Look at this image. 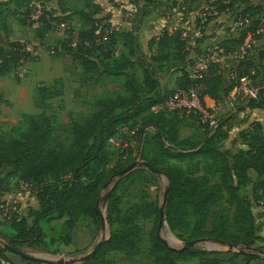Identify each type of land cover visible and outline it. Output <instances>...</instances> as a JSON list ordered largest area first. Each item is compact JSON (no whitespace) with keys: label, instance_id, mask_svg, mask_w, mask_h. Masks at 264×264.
Listing matches in <instances>:
<instances>
[{"label":"trees","instance_id":"1","mask_svg":"<svg viewBox=\"0 0 264 264\" xmlns=\"http://www.w3.org/2000/svg\"><path fill=\"white\" fill-rule=\"evenodd\" d=\"M51 1L19 0L16 11L26 6L24 17L19 23L28 26L33 3L42 6L44 2ZM85 7L86 10L72 12L62 20V23H69L71 16H76L84 26L75 39L77 45L74 56L80 60L85 73L102 71L109 77L124 78L123 89L126 95L97 100L94 103L96 110L89 118L72 124V142L69 146L55 143L53 125L47 117H28L27 130L21 133L19 139L9 141L0 137V169L7 172L2 182L5 184L2 192H7L11 179H17L33 191L39 202V210L34 211L31 225L27 218L18 215L6 219L11 233L0 234V264H14L7 256L9 251L5 246L19 248L47 243L48 235L41 227V222L62 221L68 243L72 242L71 233L86 220H91L101 228L100 218L95 213L98 200L108 182L137 160L150 163L167 178L166 190L169 194L164 213L172 232L190 233L191 242L210 241L228 247H251L256 241L264 244V238L257 235L253 213V203L264 208V124L254 122L249 129L240 133L244 148L235 154L221 151L215 142L220 134L210 129L205 130L206 139L200 148H187V142L180 139L184 119L165 111H152L153 107L162 105L173 93L166 95L161 91L158 77V63L162 59L167 60L170 55L166 50L175 53V64L172 67L181 73L177 80V90L190 85L187 70L190 61L187 51L189 45L182 37L183 32L170 33L165 30L158 41L157 55L145 58L140 54L134 30H116L110 23L111 16L97 18L102 12L101 6L97 4L87 1ZM223 10V6L218 8L219 12ZM249 12L244 11L243 18H247ZM12 16L0 9V78L14 73L24 63L36 60L31 53L24 51L28 44L11 41ZM104 21L109 23L101 26ZM254 22V27H249L240 38L223 42L221 48L226 54L239 50L247 35L256 32L260 22ZM38 23L40 27L36 31L40 39L43 38L42 31L47 34L54 28L43 15ZM106 28L113 31L108 40L102 43L99 39ZM254 37L255 40L261 39V35ZM118 50L122 58L109 63L114 54L119 55ZM94 53H98L100 62L90 58ZM259 60L264 61V49L259 52ZM136 65L143 67L142 80L134 71ZM241 65L238 79L230 80L225 78L217 64L210 63L202 79V96L223 103L241 85V79L253 81L258 78L259 71L248 56ZM252 70L255 71L254 77L251 76ZM255 87L258 94L246 106L251 110H264V79ZM137 122L141 123L137 136L140 138L141 149L134 156L131 147L129 157L123 161L117 157L118 152L110 148L109 139L117 135L121 126ZM198 159L206 161L202 167ZM172 160L186 161L189 167L166 166ZM113 162L116 163L115 167L109 169ZM127 178L121 177L119 184ZM250 183L253 202L239 195L240 188ZM224 202L234 206L232 219L224 210H216ZM120 205L118 198L111 199L106 217L111 233L99 251L90 260L80 264H111L108 257L114 252L135 256L139 252L142 238L139 221L151 216L159 219L162 208L149 202L146 197L126 210H122ZM115 225L117 228L113 230ZM150 239L149 253L154 258V264H178L179 260L187 263L191 259H198L199 264H251L259 259L256 253L246 251L242 254L231 251H197L192 247L172 249L161 240L158 229L153 231ZM57 242L55 238L49 240L51 245Z\"/></svg>","mask_w":264,"mask_h":264},{"label":"rangeland","instance_id":"2","mask_svg":"<svg viewBox=\"0 0 264 264\" xmlns=\"http://www.w3.org/2000/svg\"><path fill=\"white\" fill-rule=\"evenodd\" d=\"M18 1L0 0V9L7 11L11 16L13 15L10 17V20L14 21L12 23L15 29L13 37L29 44L34 50L36 60L26 62L14 73L0 78V137L9 141L19 139L21 133L27 130L28 117H47L53 125L55 143L69 146L72 142V124L74 122L81 123L89 118L96 110L94 103L97 100L124 95L123 84L125 79L106 76L101 73L102 71L85 73L80 60L74 56L75 48L72 44L84 26L81 25V22L73 20L68 24H62V20L67 16L65 15L66 10H70V12L86 10V2L93 4L94 0H67V2H70V9L65 8V0H53L44 2L42 6L40 5L42 15L54 27L50 33L45 34L42 31L43 38L41 40L35 36L36 28L40 27L39 23H33L28 19V26L21 27L18 25L24 17V12H26V6L19 9V11L15 10ZM37 5L39 3H33L34 7ZM103 6L106 9H102L97 18L104 19L108 15L115 16L116 21L126 25V28L121 27L120 31H136L144 19V15L147 14L149 15L148 20H152L149 25L154 29L157 28V22L160 20L166 22H163V25L166 26L160 29L161 34L168 27H171L173 31L186 32L193 43L187 49L189 60L203 56L209 47H221L226 40L240 38L249 27H254L255 22L253 20L255 18L264 16V0H196L194 2L191 0H103ZM220 6L224 8L221 12L218 11ZM246 10H250L249 17L251 21L248 25L238 27L237 23ZM88 11L91 12L92 9H88ZM56 19L60 21H52ZM263 49L264 34L261 35V39L254 40V44L248 53L249 60L254 62L259 71L258 78L253 80L254 83L250 79V88L256 89L257 94L258 89L255 85L260 83L262 78L264 79V61L259 60V52ZM117 52L119 55L114 54L109 63L122 58L121 51L118 50ZM166 52L170 55L167 60L162 59L158 63V77L160 86L163 87L161 91L169 95L177 90L178 86L175 81L180 78L181 73L172 67L175 64V53L172 50H166ZM97 56L98 53H94L90 58L93 61L100 62V57ZM228 64L232 65V62L228 60ZM134 71L138 78L142 80L143 67L136 65ZM254 72L253 70L251 72L253 77L255 76ZM225 78H228V76ZM17 79L20 81L18 82ZM239 88L240 86L228 98H225L226 100H223L224 105L217 113L218 127L224 122L225 117L230 114L238 121L235 118L238 112L236 111V113L235 110L241 105L246 106L250 100V96L243 91L238 95ZM233 96H236V101L232 100ZM246 116H242L241 124L247 121ZM195 124V127L183 126L181 129L182 140L187 142L185 145L187 148H200L206 139V128L201 127L197 122ZM147 132L150 135L153 134L151 131ZM138 139L140 138L134 141L138 142ZM223 141V135L220 134L215 142L218 145ZM231 149L234 151L239 149L237 142L234 143ZM197 162H200L202 167L206 161L198 159ZM115 164L113 162L109 169L115 167ZM166 166L187 169L189 163L172 160L168 161ZM6 174V171L0 169V234L3 235L11 233L2 209L7 204H15L19 209L20 217L27 218L29 225L33 223L35 216L32 195L34 193L27 186H23L17 179H11L7 192H2L1 189L5 188V184L2 182L5 180ZM127 176L128 178L122 184H119L121 177L116 175L106 185L100 204L106 217L109 203L113 198L120 200L122 210H126L143 197H146L149 202L162 207L164 194L168 187L165 176L152 173L142 166ZM239 195L252 201V184L241 187ZM107 197L108 201L105 202ZM216 210H224L230 219L233 218L234 206L228 203L224 202ZM253 213L258 228L257 235L264 238V208L253 203ZM158 224L159 219L156 216L140 220L142 238L139 252L135 256L114 252L108 257L111 264H154V258L149 253L150 237L153 231L158 229ZM211 224L212 219L209 221V229ZM62 226V221L41 222V227L48 235L47 243L45 245H23L19 249L41 260L48 257L59 260L81 258L90 253L96 244L102 240V229L93 224L91 220L80 223L71 233L73 244L65 240L67 233L63 232ZM116 228V225L113 226V230ZM110 233L107 224L106 237H109ZM159 235L173 249H182L188 247L191 243L189 241L190 233L187 232L176 231L170 233L166 227H163ZM53 238L58 239V242L51 245L49 240ZM192 248L207 252L230 251L228 246H221L210 241L198 242ZM239 248L248 253L257 254L259 259L251 264H264V244L261 241H256L250 249L242 246H239ZM7 256L17 264H45L42 261H27L11 252H7ZM186 262H190L186 264H199L198 259H191ZM178 264L185 263L183 260H179Z\"/></svg>","mask_w":264,"mask_h":264},{"label":"built area","instance_id":"3","mask_svg":"<svg viewBox=\"0 0 264 264\" xmlns=\"http://www.w3.org/2000/svg\"><path fill=\"white\" fill-rule=\"evenodd\" d=\"M41 6L31 7L32 13L30 15V21L33 23H38L41 13ZM256 21H259L260 24L255 33H249L247 39L242 47L230 54H226L225 51L220 46L209 47L206 50V53L196 59L190 60L187 64V70L189 74L190 85L185 89L175 90L170 94L164 103L159 106L152 108L153 112L165 111L170 114L179 116L181 119H189L197 122L201 127L216 130L218 128L217 113L218 109L211 107L206 104L204 97L202 96V91L204 90V85L202 83L203 75L206 71L207 66L210 63L217 64L220 68V71L228 76L230 80L238 79V72L242 69L241 62L245 60L248 56L249 50L254 44L255 35L264 34V16L261 18H255ZM253 20V21H255ZM251 21V18H241L237 23L238 27H243L248 25ZM101 24L105 26L108 23ZM112 29L106 28L103 31L102 36L100 37V42H106L109 36L112 33ZM183 39L187 40L188 45L193 44L190 40V37L186 32L182 34ZM77 45V40H75L72 46L75 48ZM24 51L29 52L32 56H35L34 50L28 44ZM228 60L232 62V65L228 64ZM240 88L238 91H242L250 96V99L255 98L257 94L256 89H251L250 84L251 80L248 78H243L240 81ZM233 101H236V96L232 97ZM141 130V123L137 122L133 125H124L118 129L116 136L109 139V146L113 151L118 152L117 157L121 158L123 161L127 160L129 157V149L132 147L133 141L137 138ZM23 186H27L22 183ZM28 188V187H27ZM5 219L10 220L14 215L19 214V209L15 204H7L3 208Z\"/></svg>","mask_w":264,"mask_h":264},{"label":"crops","instance_id":"4","mask_svg":"<svg viewBox=\"0 0 264 264\" xmlns=\"http://www.w3.org/2000/svg\"><path fill=\"white\" fill-rule=\"evenodd\" d=\"M93 4H97V5L101 6V8L104 10L106 9L103 6V0H94ZM64 5H65V8H67V9L71 8L70 2H67V0L64 1ZM70 14H72V12H70V10H66L65 15L70 16ZM108 16H110V15H108ZM148 18H149V15L144 17V19L141 21V23L139 25V28L135 31V36L137 39L140 54L145 58H151V57L157 55V53H158V41L163 35V34H161L160 29H162L163 27L166 26V25H163V22H165V21L160 20L159 22H157V28L154 29L152 26L149 25L150 24L149 22L152 20H148ZM71 20H73L75 22H80L76 16H71ZM71 20H70V22H71ZM13 22L14 21L10 20V26H11V30H12L11 41L12 42H18V41L23 42L21 39L13 37L14 31H15L14 25L12 24ZM110 23L115 28L118 25V27L116 28L117 30H119L121 27L123 29L126 28L125 24H120L118 21H116L115 16L114 17L111 16ZM62 24H68V23H62ZM18 25L21 27H24L20 23H18ZM36 30H37V28H36ZM36 30H35V36L37 39L41 40L38 37ZM167 31L170 33L174 32L171 29V27H168ZM177 80L175 81L176 85H177ZM162 88L163 87H161V89ZM204 99H205V102L207 105L214 107L218 110H220V108L224 105L222 102L218 103L209 97H204ZM235 112L237 113V117H235V118H237V120L239 122L236 121L233 116L231 117L232 114H230L229 116H226L224 122L216 130H214L215 132H217V135H219V134L223 135V140H224L223 143L218 144L220 150L221 151H229L233 154L237 153L240 149L244 148V146L242 145L241 139L239 137V135L242 131L249 129L254 122H260V123L264 124V110H261V109L251 110L247 106L241 105L237 108V110H235ZM243 115H247L246 116L247 121H245L243 124H241V118ZM226 122H228L230 124L228 125V123H226ZM232 123L234 125L233 127H232ZM195 125L196 124H195L194 120H187L186 119L185 121H183L181 129L183 128V126L195 127ZM181 129H180V139L182 140L183 137L181 135ZM237 139L239 140V142ZM235 142H237V147H239V149L237 151H234L233 149H231ZM132 148L134 150V153H133L134 156L137 155L138 151H140V149H141L139 141L138 142L134 141L132 143ZM32 195L34 198V202H33L34 211H38L39 210V202H38L35 194H32ZM71 244H73V240H72ZM12 261L14 264H17L13 259H12ZM187 263H190V262H187Z\"/></svg>","mask_w":264,"mask_h":264},{"label":"water","instance_id":"5","mask_svg":"<svg viewBox=\"0 0 264 264\" xmlns=\"http://www.w3.org/2000/svg\"><path fill=\"white\" fill-rule=\"evenodd\" d=\"M140 166L148 169L152 173L161 175V172H159L158 170H156L155 168H153L150 163H148V162H141L139 160H137V161L133 162L132 164H130L129 166H127L124 170H122L117 175L119 177L127 176L129 173L133 172L134 170H136ZM168 194H169V191L166 190L165 191V194H164L162 208L160 210V218H159V224H158V232H161V230L163 229V227H166V229L170 233H172V231L170 230V228H169V226H168V224L166 222V217H165V213H164V208H165V206L167 204V200H168ZM107 201H108V197L106 198L105 202H107ZM100 204H101V198L98 200V202L96 204L95 213L100 218V227H101V229L103 231L102 240L98 244H96V246L93 248V250L90 253H88L87 255H85V256H83L81 258H67V259H60L59 260V259L54 258V257H48L47 259H42L41 260V259H38L37 257L31 256V255L25 253L24 251H22L19 248H15V247H11V246H5V248L9 252H11V253H13L15 255H18L19 257H21L22 259H25L27 261H33V262L42 261L45 264H80V263L87 262L88 260H90L99 251V249L101 248V246L103 245V243L106 242L107 239H108V237H106V229H107L106 215L102 211V209L100 207ZM163 242H164V244L167 247H170L166 241H163ZM198 242H202V240H198V241H195V242H191L188 247H192L195 244H197ZM170 248H172V247H170ZM246 248L247 249H250V247H246ZM229 250L231 252H236V253H242V254L245 253V251L244 250H240L239 246H237V245H230L229 246Z\"/></svg>","mask_w":264,"mask_h":264}]
</instances>
